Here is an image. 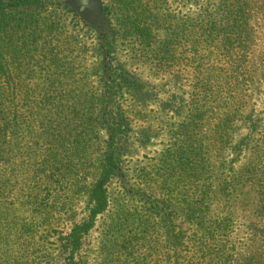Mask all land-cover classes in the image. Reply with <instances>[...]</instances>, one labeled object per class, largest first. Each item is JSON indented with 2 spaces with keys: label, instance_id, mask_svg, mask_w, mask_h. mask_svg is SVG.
<instances>
[{
  "label": "trees",
  "instance_id": "1",
  "mask_svg": "<svg viewBox=\"0 0 264 264\" xmlns=\"http://www.w3.org/2000/svg\"><path fill=\"white\" fill-rule=\"evenodd\" d=\"M254 1L205 0L196 11L178 18L160 9L144 10L143 22L136 25L130 21L141 0H110V8L100 9L97 96L90 75L78 66L87 52L72 54L70 37L57 16L43 21L36 15L47 5L58 4L86 21L70 8L69 0H0V264H84L79 256L83 240L109 207L107 187L122 175L131 141L127 102L143 104L150 94L117 63L113 43L122 33L107 17L122 24L125 38L141 48L155 70L175 69L182 59L190 65L196 97L171 136L184 137V132L194 140L214 116L207 111L211 106L228 105L222 116L226 136L242 122L236 93L254 83L256 76L244 58L251 46L248 21ZM162 31L164 37L158 39ZM251 154L250 164L264 157V139ZM169 157L166 164L191 179L193 174L189 176L184 166L186 156ZM245 173L252 180L250 172ZM259 175L264 178V171ZM158 189L155 193H160ZM255 194L259 200L255 207L261 211L255 218L264 226V180L258 181ZM81 203L83 216L77 213ZM154 204L152 214L137 215L131 226L121 224V232L128 227L135 231L133 238L126 237L124 247L112 249L105 236L96 264L211 263L208 254L203 258L194 254L198 234H189L184 227L201 221L188 215L199 204L191 200L178 205V210L187 211L178 224ZM175 213L177 217L179 211ZM130 219L128 213L120 215L122 222ZM67 226L71 228L64 234ZM199 226L205 233L204 222ZM112 228L119 233L118 224ZM53 240L57 255L51 250ZM199 245L202 251L212 245L219 251L222 242L203 235Z\"/></svg>",
  "mask_w": 264,
  "mask_h": 264
},
{
  "label": "rangeland",
  "instance_id": "2",
  "mask_svg": "<svg viewBox=\"0 0 264 264\" xmlns=\"http://www.w3.org/2000/svg\"><path fill=\"white\" fill-rule=\"evenodd\" d=\"M69 1L70 8L80 11L81 17L89 22L67 12L58 4L47 5L36 15L43 21L57 16L66 27L67 39L70 37L72 54L83 56L82 53L87 52L85 61L78 60V66L83 65L80 72L85 71L84 74L90 75L92 87L98 96L101 74L97 69L98 48L100 17L103 14L100 9L110 8L111 2ZM141 1L142 4L137 5L130 21L136 25L143 22L144 10H152L155 13L160 9L170 18H178L187 11H196V7L205 0ZM253 9L248 21L251 46L244 58L253 68L249 71L252 73L254 70L256 76L254 83L240 88L236 93L240 101H236L235 106L240 108V113L243 114L242 122L235 123L232 135L226 136L223 129L226 128L227 122L222 116L228 113L229 107L224 104L211 109V106L207 111L214 113V116L206 122L203 132L201 131L194 140L189 139L184 132H181L184 137L171 136L172 130L179 125L177 123H181L183 116L188 114L192 99L196 97L192 89L194 76L190 65H186L187 61L182 59L181 66L175 69L155 70L146 61L141 48L133 45V42L129 41L130 38H125L128 35H123L124 29H120L122 24L115 21L113 16L107 17L111 27L122 33L118 37L115 36L113 43L117 63L141 82L145 92H149L150 98L140 105L131 99L127 102L130 146L123 158L122 175L112 180L107 187L109 207L97 218L94 228L83 240L79 256L84 264L97 263L105 236L109 239L107 244L112 249L119 250L124 247L126 237H132L135 231L133 227H128L121 232V224L127 223L131 226L137 215L146 217L143 214H152V204L159 203L158 208L178 224L187 211L183 212L176 207L191 200L199 206L195 211H188V215L199 217L206 227L204 233L199 228L201 221L195 220L190 225H184L187 233L198 234L193 251L197 257L203 258L208 254L212 259L210 264H264V226L258 223V217L257 220L255 218L257 212H261L255 207V204L259 203L255 190L258 181L264 180L263 175H259L260 171H264V157L255 159L254 163L250 164L254 156L251 154L254 146L264 139V0H255ZM111 12H114V9ZM157 37L163 38L164 31L159 32ZM144 138L148 141H143ZM182 139L187 140L183 144L176 142ZM170 153L186 156L184 166L188 168L189 176L193 174L191 179H185V174L176 172L178 168L173 169L166 164L172 160L170 157L166 158ZM164 167L168 169L165 170ZM246 170L252 175V180L245 176ZM157 186L160 193H155ZM176 211H179L177 217ZM84 212L85 205L81 203L77 213L83 216ZM122 213L130 214L131 219L122 222ZM114 224H118L119 233L112 228ZM70 228L71 226H67L64 234H67ZM203 235L221 238L220 250L212 245L211 249L202 251L199 243ZM52 242V253L57 255L58 244L55 240Z\"/></svg>",
  "mask_w": 264,
  "mask_h": 264
}]
</instances>
